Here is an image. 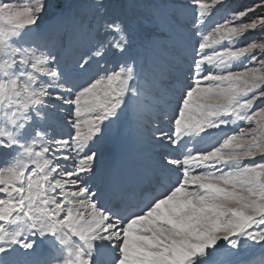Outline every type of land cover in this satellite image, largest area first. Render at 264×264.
Instances as JSON below:
<instances>
[{
  "label": "snow or ice",
  "instance_id": "obj_1",
  "mask_svg": "<svg viewBox=\"0 0 264 264\" xmlns=\"http://www.w3.org/2000/svg\"><path fill=\"white\" fill-rule=\"evenodd\" d=\"M0 45V264H264V0H0Z\"/></svg>",
  "mask_w": 264,
  "mask_h": 264
},
{
  "label": "rangeland",
  "instance_id": "obj_2",
  "mask_svg": "<svg viewBox=\"0 0 264 264\" xmlns=\"http://www.w3.org/2000/svg\"><path fill=\"white\" fill-rule=\"evenodd\" d=\"M13 2H19V3H24L26 2V0H13ZM60 3L68 5V4H73L76 3L77 0H59ZM53 12L52 10L49 11L48 15H45L44 17H42L41 23H47L49 16L52 15ZM7 46L6 45H0V70H3V66H4V61L7 60ZM36 241H38V243L40 244V246L43 249L47 248V241L43 240L39 237H35ZM243 251V250H242Z\"/></svg>",
  "mask_w": 264,
  "mask_h": 264
},
{
  "label": "bare ground",
  "instance_id": "obj_3",
  "mask_svg": "<svg viewBox=\"0 0 264 264\" xmlns=\"http://www.w3.org/2000/svg\"><path fill=\"white\" fill-rule=\"evenodd\" d=\"M44 250H45V249H43V248L40 246V244L38 243V241H36V254H37V256L42 255Z\"/></svg>",
  "mask_w": 264,
  "mask_h": 264
}]
</instances>
